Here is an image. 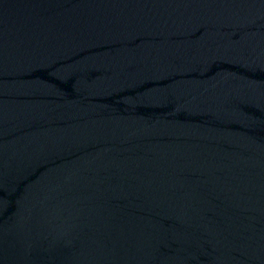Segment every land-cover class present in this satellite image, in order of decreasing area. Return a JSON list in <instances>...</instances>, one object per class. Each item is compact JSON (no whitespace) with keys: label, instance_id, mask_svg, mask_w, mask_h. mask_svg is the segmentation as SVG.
Segmentation results:
<instances>
[{"label":"water","instance_id":"95a60500","mask_svg":"<svg viewBox=\"0 0 264 264\" xmlns=\"http://www.w3.org/2000/svg\"><path fill=\"white\" fill-rule=\"evenodd\" d=\"M0 264H264V0H0Z\"/></svg>","mask_w":264,"mask_h":264}]
</instances>
